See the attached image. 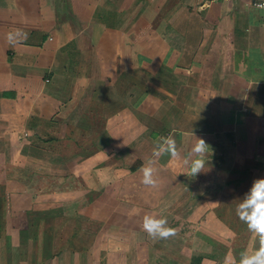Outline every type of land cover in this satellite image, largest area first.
Returning <instances> with one entry per match:
<instances>
[{"label": "crops", "instance_id": "1", "mask_svg": "<svg viewBox=\"0 0 264 264\" xmlns=\"http://www.w3.org/2000/svg\"><path fill=\"white\" fill-rule=\"evenodd\" d=\"M261 1L0 0V196L8 217L26 216L36 196H91V206L93 196L105 202L106 187L143 196L141 168L154 159L153 215L164 206L192 209L189 221L235 264L256 251L259 240L235 209L264 178ZM17 30L27 39L13 46L8 35ZM169 135L181 156L198 138L207 142L204 172L193 178L182 160L153 157ZM45 181L54 189L35 194ZM86 254L47 263L137 264Z\"/></svg>", "mask_w": 264, "mask_h": 264}, {"label": "rangeland", "instance_id": "2", "mask_svg": "<svg viewBox=\"0 0 264 264\" xmlns=\"http://www.w3.org/2000/svg\"><path fill=\"white\" fill-rule=\"evenodd\" d=\"M3 171L4 169H0L1 175ZM45 182L36 188L43 194L54 189L52 183ZM142 186H139L140 191L138 188L137 193L143 196H126L121 193L122 186L113 190L106 187L105 202L93 196L96 200L93 206L88 205V197L91 196H67L62 201L55 196H36L39 201L32 206L34 212L32 210L26 216L22 214L14 217H8L7 196H0V264H38L39 258L47 263L53 255L67 254L73 257L77 254L87 255V251L94 258L101 257L103 253L114 260L134 258L137 264H173V260L177 258V264H189L193 255H203L218 264L225 260L224 253L215 245L216 241L209 245L203 231L198 230L199 225L189 221L193 218L192 209L182 211L181 208L164 206L163 210L160 209L164 214L156 217L153 215V201L149 196L152 190L150 186ZM37 192L38 190L35 194ZM24 204L25 202H21L20 205ZM141 206L145 209H140ZM80 212L93 215L74 217L73 213ZM145 216L165 218L167 226L176 230V235L167 240H153L143 230ZM176 218L180 220L179 223ZM181 221H184V225H180ZM17 231L22 234L25 232L27 238L17 234ZM19 242L28 244L16 247ZM213 261L209 264H216ZM116 263L117 261L113 264Z\"/></svg>", "mask_w": 264, "mask_h": 264}, {"label": "clouds", "instance_id": "3", "mask_svg": "<svg viewBox=\"0 0 264 264\" xmlns=\"http://www.w3.org/2000/svg\"><path fill=\"white\" fill-rule=\"evenodd\" d=\"M256 7L264 9V2L257 3ZM21 35L24 39H27V33L22 34L19 30L14 34L9 33V43L15 46L17 43L15 42L16 37ZM208 146L204 139L198 138L191 150L181 156L176 140L169 135L155 143L153 157L158 158L167 155L173 160H182L183 165L188 169L187 174L194 178L204 172ZM154 163L155 160L150 159L141 168L143 173L142 183L146 186H157V180L154 178V172L156 171L153 167ZM239 200L240 203L237 204L235 209L236 215L247 226L253 237L259 240V248L256 251L251 254L247 250L240 253L239 264H264V178L254 180L249 191ZM143 230L153 240H167L176 235V230L167 226L165 218L153 216L144 217ZM225 264H235V261L226 257Z\"/></svg>", "mask_w": 264, "mask_h": 264}, {"label": "trees", "instance_id": "4", "mask_svg": "<svg viewBox=\"0 0 264 264\" xmlns=\"http://www.w3.org/2000/svg\"><path fill=\"white\" fill-rule=\"evenodd\" d=\"M133 170H134V168H133ZM25 235H26L25 232H23V234H22V232H20V236H22V237L24 236L25 238H27V236H25ZM204 259H205V256H203V255H193L190 259L189 264H202ZM177 260H178V258H177ZM179 260H181V258ZM173 264H177V263H173Z\"/></svg>", "mask_w": 264, "mask_h": 264}, {"label": "built area", "instance_id": "5", "mask_svg": "<svg viewBox=\"0 0 264 264\" xmlns=\"http://www.w3.org/2000/svg\"><path fill=\"white\" fill-rule=\"evenodd\" d=\"M261 2H264V1H261ZM261 2H258V3H261ZM257 4V3H256ZM256 4H255V6H256ZM258 8V7H257ZM260 9V8H259ZM264 10V9H263Z\"/></svg>", "mask_w": 264, "mask_h": 264}]
</instances>
